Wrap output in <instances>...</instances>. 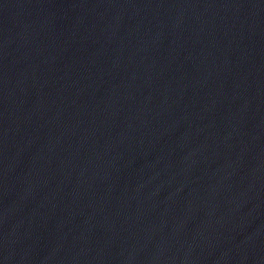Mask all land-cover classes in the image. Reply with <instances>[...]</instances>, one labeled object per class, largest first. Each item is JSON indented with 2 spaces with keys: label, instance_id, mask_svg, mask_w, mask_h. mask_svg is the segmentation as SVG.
<instances>
[{
  "label": "water",
  "instance_id": "95a60500",
  "mask_svg": "<svg viewBox=\"0 0 264 264\" xmlns=\"http://www.w3.org/2000/svg\"><path fill=\"white\" fill-rule=\"evenodd\" d=\"M0 264H264V0H0Z\"/></svg>",
  "mask_w": 264,
  "mask_h": 264
}]
</instances>
